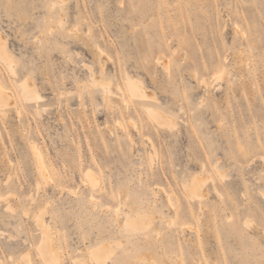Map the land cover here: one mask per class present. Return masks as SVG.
Masks as SVG:
<instances>
[{"label":"rangeland","instance_id":"rangeland-1","mask_svg":"<svg viewBox=\"0 0 264 264\" xmlns=\"http://www.w3.org/2000/svg\"><path fill=\"white\" fill-rule=\"evenodd\" d=\"M0 40V264H264V0H0Z\"/></svg>","mask_w":264,"mask_h":264},{"label":"bare ground","instance_id":"bare-ground-1","mask_svg":"<svg viewBox=\"0 0 264 264\" xmlns=\"http://www.w3.org/2000/svg\"><path fill=\"white\" fill-rule=\"evenodd\" d=\"M0 60H2V61H8L9 60V57L7 56V54H6V52H5V49H4V47H3V44H2V40H0ZM132 81V80H131ZM1 86V85H0ZM2 87V86H1ZM0 87V88H1ZM3 89H4V87H3ZM109 89V88H108ZM5 91V90H4ZM33 92V91H32ZM108 93V92H107ZM143 93V92H142ZM29 94H31V91H27L26 92V95H29ZM140 95H142V94H140ZM35 96V95H34ZM34 96H32V97H34ZM136 96V95H135ZM139 97V96H138ZM14 98V97H13ZM7 104V105H10L11 103H12V100H11V98H9V96L8 95H6V93H4V92H2L1 91V89H0V104ZM144 105H145V103H144ZM152 107V106H151ZM166 126V125H165ZM168 129V128H167ZM45 166V165H44ZM89 180H91V179H89ZM203 189V188H202ZM201 191V190H200ZM199 192V191H198ZM203 194V193H202ZM144 220V219H143ZM41 224V223H40ZM39 224V225H40ZM140 224H141V226H142V224H143V222H140ZM139 226V223H137V224H135V226L134 225H132V227H136V226ZM139 227H137L136 229H138ZM133 229H135V228H133ZM130 230V229H129ZM49 232V231H48ZM52 242V241H51ZM50 243H49V241L48 240H44V243H43V245H42V248H41V251H44L45 253V257H47V260H49L51 263H53V264H58V257H57V248H52V247H50V245H49ZM54 247V246H53ZM104 249H105V247H104ZM100 250L101 249H97V250H94V255L95 256H97V258H95L96 259V261H97V263L98 264H104V260H105V256L103 255V254H107L108 253V249L106 248L105 249V252H103V254H101V252H100ZM103 250V249H102ZM110 251V250H109ZM93 256V255H92ZM60 258V257H59Z\"/></svg>","mask_w":264,"mask_h":264}]
</instances>
